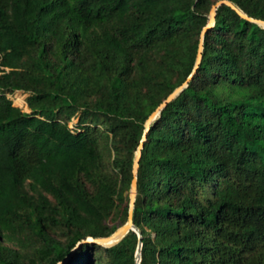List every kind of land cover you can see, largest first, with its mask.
Listing matches in <instances>:
<instances>
[{"label":"trees","instance_id":"trees-1","mask_svg":"<svg viewBox=\"0 0 264 264\" xmlns=\"http://www.w3.org/2000/svg\"><path fill=\"white\" fill-rule=\"evenodd\" d=\"M219 1L0 0V264H59L128 222L146 122L192 75ZM228 1L264 21V0ZM137 181L141 264H264L263 26L218 8ZM138 243L65 264H136Z\"/></svg>","mask_w":264,"mask_h":264},{"label":"water","instance_id":"water-1","mask_svg":"<svg viewBox=\"0 0 264 264\" xmlns=\"http://www.w3.org/2000/svg\"><path fill=\"white\" fill-rule=\"evenodd\" d=\"M222 5H227L231 7L233 10H235L243 19L248 20L253 23H257L261 26L264 27V21L259 20V19H254L246 15L244 12H242L237 6H235L232 2L228 0H221L217 4H215L210 12L209 16V21L208 25L203 29L201 33V39H200V45H199V50H198V56L196 60V64L193 70L192 75L188 78V80L179 88H177L158 108L157 110L148 118L146 122V131L143 136V140L138 148V151L136 153L135 159H134V166H133V174H134V179L132 181L131 185V190H130V210H129V216H128V222L119 228L115 233H113L109 237L105 238H99V239H88L82 243H79L77 247L67 256V258L62 261L59 264H65L68 262V260L77 252L79 248L83 244L86 243H93V244H98L100 246L109 248L113 247L117 244H119L128 234L129 232L133 231L138 234L139 237V243H138V248L136 252V258H135V263L136 264H141V254H142V247H143V236L141 230L134 224L133 222V213H134V208H135V201L137 197V188H138V181H137V175L139 172L140 168V161L142 157V150L144 146V142L147 139V134L150 131L151 128V123L160 115L161 111L173 100H175L183 91L185 88L188 87L189 83L193 79L194 75L199 69V66L201 64L202 58H203V50H204V39H205V34L214 27L215 25V20H216V15H217V10L220 6Z\"/></svg>","mask_w":264,"mask_h":264},{"label":"rangeland","instance_id":"rangeland-1","mask_svg":"<svg viewBox=\"0 0 264 264\" xmlns=\"http://www.w3.org/2000/svg\"><path fill=\"white\" fill-rule=\"evenodd\" d=\"M28 97V94L21 92H16L13 96H10V98H12L14 100V105L17 107L22 108L25 112H29V110L27 109V104H26V99ZM21 100L23 101V104L19 105L21 103ZM77 119H74L71 123H70V127L71 129H74V127L76 126L77 123Z\"/></svg>","mask_w":264,"mask_h":264}]
</instances>
